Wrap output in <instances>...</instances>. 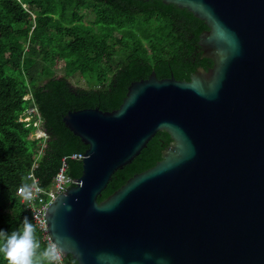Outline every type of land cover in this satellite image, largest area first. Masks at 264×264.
<instances>
[{
	"label": "water",
	"instance_id": "95a60500",
	"mask_svg": "<svg viewBox=\"0 0 264 264\" xmlns=\"http://www.w3.org/2000/svg\"><path fill=\"white\" fill-rule=\"evenodd\" d=\"M162 1L205 21L213 66L153 71L117 110L64 116L88 148L46 212L50 237L78 264H264V0ZM158 132L162 160L99 202Z\"/></svg>",
	"mask_w": 264,
	"mask_h": 264
},
{
	"label": "trees",
	"instance_id": "16d2710c",
	"mask_svg": "<svg viewBox=\"0 0 264 264\" xmlns=\"http://www.w3.org/2000/svg\"><path fill=\"white\" fill-rule=\"evenodd\" d=\"M206 30L193 12L162 0H0V230H16L25 217L33 223L17 194L31 173L49 189L67 158L68 175L82 176V162L71 156L88 146L66 127L68 112L117 110L129 86L153 71L160 79L190 81L198 68L213 66L199 45ZM76 75L89 88L74 86ZM34 107L31 122L22 121ZM39 116L46 139L34 134ZM171 142L158 132L114 174L99 202L154 167ZM35 236L39 251L49 245L36 226ZM63 263L78 264L72 256ZM0 264H7L2 255Z\"/></svg>",
	"mask_w": 264,
	"mask_h": 264
},
{
	"label": "clouds",
	"instance_id": "9594fccd",
	"mask_svg": "<svg viewBox=\"0 0 264 264\" xmlns=\"http://www.w3.org/2000/svg\"><path fill=\"white\" fill-rule=\"evenodd\" d=\"M33 185L24 183L19 193L25 200L33 198ZM36 191L40 189L37 187ZM35 236V226L27 217L22 226L7 233L0 230V255L7 264H57L64 254V249L53 239L42 251Z\"/></svg>",
	"mask_w": 264,
	"mask_h": 264
},
{
	"label": "built area",
	"instance_id": "2783aa9c",
	"mask_svg": "<svg viewBox=\"0 0 264 264\" xmlns=\"http://www.w3.org/2000/svg\"><path fill=\"white\" fill-rule=\"evenodd\" d=\"M37 110L36 107L31 108L26 112L25 118H21V120L29 119L31 122L32 116L31 113H34ZM37 121L42 122L40 116L39 118L34 122ZM40 130H38L35 134L36 139H40L44 137V139L47 138V133L39 127ZM71 159L82 161L84 159L83 153H76L71 156ZM68 165H67V158L63 159V165L60 168L59 172L54 178V182L52 186L49 189H45L39 185L38 178L35 177L33 173L30 174L29 179L31 180V183L29 185H33V198L30 200H25L19 193V189L17 190L18 196L21 198L22 203L26 205L27 211L31 213L32 221L34 225L37 227V229L42 233L43 240L52 243V238L50 237L49 231H48V223L46 219V212L49 208V206L56 200V198L62 194L64 191L70 189L71 187L75 186L77 182L74 181L75 178L68 175ZM39 188L40 191L37 192L36 188ZM64 255H62L61 259L57 262V264H64Z\"/></svg>",
	"mask_w": 264,
	"mask_h": 264
},
{
	"label": "rangeland",
	"instance_id": "374dc122",
	"mask_svg": "<svg viewBox=\"0 0 264 264\" xmlns=\"http://www.w3.org/2000/svg\"><path fill=\"white\" fill-rule=\"evenodd\" d=\"M93 19H94V16L93 15H89L88 18H87V20H90V21H92ZM59 73L63 75L64 71L63 70H60ZM70 80H71V82H72V84L74 86L82 87V88H89V83H88L87 78H85V77H83L81 75H76V76L70 78ZM27 98H29V97H27ZM32 119L33 118H31V120ZM23 121L24 122H30L29 119H26V120H23ZM34 126H36V130L34 132V134H36V132L38 130H40L39 127L41 128L40 121H37L36 123H34ZM40 139H44V137H42Z\"/></svg>",
	"mask_w": 264,
	"mask_h": 264
}]
</instances>
